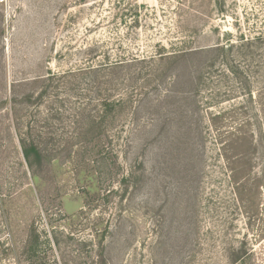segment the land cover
<instances>
[{"label":"rangeland","instance_id":"1","mask_svg":"<svg viewBox=\"0 0 264 264\" xmlns=\"http://www.w3.org/2000/svg\"><path fill=\"white\" fill-rule=\"evenodd\" d=\"M0 243V264H264V0L0 4Z\"/></svg>","mask_w":264,"mask_h":264},{"label":"trees","instance_id":"2","mask_svg":"<svg viewBox=\"0 0 264 264\" xmlns=\"http://www.w3.org/2000/svg\"><path fill=\"white\" fill-rule=\"evenodd\" d=\"M144 5H140L137 8L141 9L144 8ZM137 11L135 9V11L132 13L134 16H137ZM139 14V13H138ZM183 48V47H182ZM180 46L177 45H172L169 49H166L165 47H160L158 50V54L157 56L158 58V64H160V68L164 69V65H168L171 63H176L179 61V58L181 57V54L184 53L185 51L182 49ZM232 45H230L228 47V49H231ZM149 60L151 61H155V59L153 57L149 58ZM109 60H107L106 63L104 64H100L99 66H91L90 70H92V73H99L101 71H107V70H112L116 67H121L123 64L116 63V62H108ZM142 62H146L145 59H135V63H142ZM129 64V63H128ZM127 64V65H128ZM166 67V66H165ZM97 70H101V71H97ZM159 74L156 73L154 78L158 79V80H163V78L165 79L167 77V72H163V70H158ZM201 81V79H200ZM126 103H130L132 104V102L128 101V100H107V102H104L103 104H101V113L103 116V120H106V118L110 117V118H114L115 113H120L123 112V110L125 109ZM94 120V119H93ZM94 122H96V119L94 120ZM104 122V121H103ZM96 125L97 122H96ZM96 125H93L94 127H96ZM98 133L94 134V136H97ZM96 137H93L92 139H90V141L95 140ZM21 144H22V152H23V156L24 158L27 160V162L29 163V166H31V168L33 167L34 164L36 163H40L42 161V159L44 158V153L36 146L33 144H26L24 140H21ZM33 232L35 233V235H33V240H32V244L30 245L29 248V253H31L30 257L34 258L38 252V239L39 236L36 235L35 230H33ZM57 243V246L59 247V243ZM1 247H4L3 244L0 243ZM18 264H22V261L19 260Z\"/></svg>","mask_w":264,"mask_h":264},{"label":"built area","instance_id":"3","mask_svg":"<svg viewBox=\"0 0 264 264\" xmlns=\"http://www.w3.org/2000/svg\"><path fill=\"white\" fill-rule=\"evenodd\" d=\"M5 2V0H0V4H2V3H4Z\"/></svg>","mask_w":264,"mask_h":264}]
</instances>
